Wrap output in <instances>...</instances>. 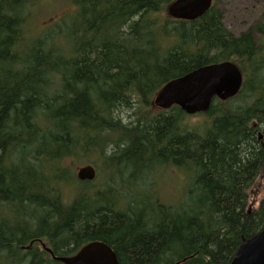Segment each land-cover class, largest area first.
<instances>
[{
	"label": "trees",
	"instance_id": "1",
	"mask_svg": "<svg viewBox=\"0 0 264 264\" xmlns=\"http://www.w3.org/2000/svg\"><path fill=\"white\" fill-rule=\"evenodd\" d=\"M38 1L0 0V264H61L42 244L70 257L97 241L119 264H231L264 228V197L249 206L264 175V25L233 34L219 0L195 21L168 16L175 0H69L68 29L31 35ZM226 61L243 87L201 128L155 111L167 83ZM94 155L96 179L79 181ZM157 165L190 174L177 203L114 188L111 171L131 185Z\"/></svg>",
	"mask_w": 264,
	"mask_h": 264
},
{
	"label": "water",
	"instance_id": "2",
	"mask_svg": "<svg viewBox=\"0 0 264 264\" xmlns=\"http://www.w3.org/2000/svg\"><path fill=\"white\" fill-rule=\"evenodd\" d=\"M212 3L213 0H175L167 14L174 20L195 21L212 7ZM243 84V73L235 63L207 65L167 83L157 92L153 104L164 111L177 106L190 116L207 113L215 99L226 102L236 97ZM76 175L79 181H92L96 178V168L92 165L80 167ZM42 247L46 248L45 244ZM53 258L61 264H119L111 247L98 241L87 244L74 256ZM231 264H264V228L241 244Z\"/></svg>",
	"mask_w": 264,
	"mask_h": 264
},
{
	"label": "rangeland",
	"instance_id": "3",
	"mask_svg": "<svg viewBox=\"0 0 264 264\" xmlns=\"http://www.w3.org/2000/svg\"><path fill=\"white\" fill-rule=\"evenodd\" d=\"M217 8L223 12L224 25L230 32L240 35L251 31L257 39L259 38L257 27L264 25V0H219ZM73 11L69 0H39L32 9L29 34L32 35L36 32V35H38L44 31L48 33L56 32L58 28L56 24L61 28L64 27L65 30L68 29L72 19L75 18ZM26 31L28 33V29ZM155 111L158 112L157 109ZM129 115L131 116L132 112L126 111L121 115L126 123L130 121ZM205 118L204 115L189 116L184 124L188 125L189 128H201ZM92 158L93 161L90 164L96 168V165L99 164L102 168L101 157L94 155ZM80 166L83 165L77 167ZM77 167L75 170H77ZM122 172V175H120L118 171H111V175H116L113 176L116 178L114 188L119 192L120 189L123 191L120 194L149 200L154 192H157L161 202L170 205L177 203L183 197L184 191L189 181H191L190 174L183 168L174 166L163 167L157 165L152 170L146 169L139 175H135V181L132 180L131 185H126L131 171L124 170ZM99 183V180L95 182V184ZM249 194V206L252 210H255L264 197V175L258 178Z\"/></svg>",
	"mask_w": 264,
	"mask_h": 264
},
{
	"label": "bare ground",
	"instance_id": "4",
	"mask_svg": "<svg viewBox=\"0 0 264 264\" xmlns=\"http://www.w3.org/2000/svg\"><path fill=\"white\" fill-rule=\"evenodd\" d=\"M213 3H214V0H213ZM213 3H212V6H213ZM210 9H211V8H210ZM210 9H209V10H210ZM209 10H208V11H209ZM208 11H207V12H208ZM207 12H206V13H207ZM206 13H205V14H206ZM205 14H204V15H205ZM204 15H203V16H204ZM203 16H202V17H203ZM172 81H173V80H172ZM153 102H154V99H153ZM97 175H98V173H97V171H96V177H97ZM95 179H96V178H95ZM95 179H94V180H95ZM94 180H92V181H94ZM86 181H89V180H86ZM92 181H89V182H92ZM84 182H85V181H84ZM44 249H45L46 251H47V250H50V249H47V248H44ZM50 251H51V250H50ZM47 252H48V251H47ZM48 253H49V252H48ZM50 254H51L52 257H53V253H50ZM53 260H54V258H53Z\"/></svg>",
	"mask_w": 264,
	"mask_h": 264
}]
</instances>
